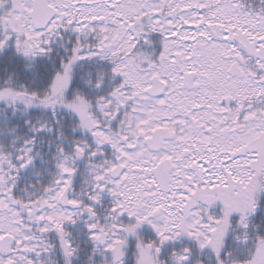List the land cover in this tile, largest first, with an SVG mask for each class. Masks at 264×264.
<instances>
[{"label": "snow or ice", "instance_id": "obj_1", "mask_svg": "<svg viewBox=\"0 0 264 264\" xmlns=\"http://www.w3.org/2000/svg\"><path fill=\"white\" fill-rule=\"evenodd\" d=\"M0 264H264V0H0Z\"/></svg>", "mask_w": 264, "mask_h": 264}]
</instances>
